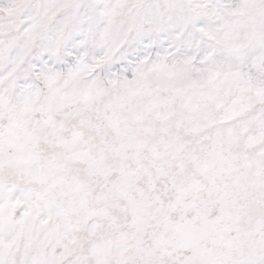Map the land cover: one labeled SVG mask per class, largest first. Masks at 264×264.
<instances>
[{
  "label": "snow or ice",
  "instance_id": "6c2138e0",
  "mask_svg": "<svg viewBox=\"0 0 264 264\" xmlns=\"http://www.w3.org/2000/svg\"><path fill=\"white\" fill-rule=\"evenodd\" d=\"M0 264H264V0H0Z\"/></svg>",
  "mask_w": 264,
  "mask_h": 264
}]
</instances>
